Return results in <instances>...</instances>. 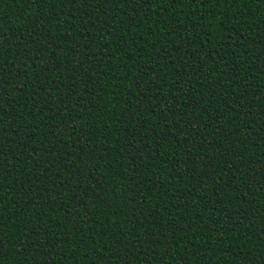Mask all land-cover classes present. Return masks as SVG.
<instances>
[{
	"label": "trees",
	"instance_id": "1",
	"mask_svg": "<svg viewBox=\"0 0 264 264\" xmlns=\"http://www.w3.org/2000/svg\"><path fill=\"white\" fill-rule=\"evenodd\" d=\"M0 264H264V0H0Z\"/></svg>",
	"mask_w": 264,
	"mask_h": 264
}]
</instances>
